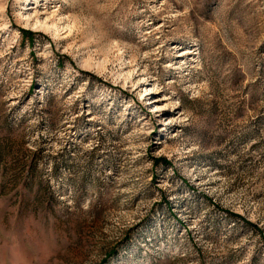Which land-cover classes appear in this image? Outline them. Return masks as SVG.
I'll return each mask as SVG.
<instances>
[{
    "label": "rangeland",
    "instance_id": "obj_1",
    "mask_svg": "<svg viewBox=\"0 0 264 264\" xmlns=\"http://www.w3.org/2000/svg\"><path fill=\"white\" fill-rule=\"evenodd\" d=\"M0 264H264V0H0Z\"/></svg>",
    "mask_w": 264,
    "mask_h": 264
},
{
    "label": "bare ground",
    "instance_id": "obj_2",
    "mask_svg": "<svg viewBox=\"0 0 264 264\" xmlns=\"http://www.w3.org/2000/svg\"><path fill=\"white\" fill-rule=\"evenodd\" d=\"M145 92H146L145 95L147 97H150L147 99V102L150 105V113H161L165 109L162 104H159L160 101H162V100H159L158 98L151 97V95H153V91L151 92V89L146 88ZM148 92H150V93H148ZM165 120H166L167 124L172 123L171 118H167Z\"/></svg>",
    "mask_w": 264,
    "mask_h": 264
}]
</instances>
